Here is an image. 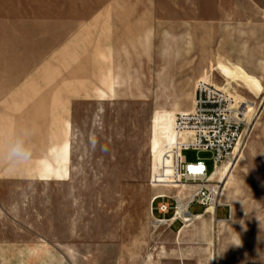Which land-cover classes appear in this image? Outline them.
<instances>
[{"label":"rangeland","instance_id":"rangeland-1","mask_svg":"<svg viewBox=\"0 0 264 264\" xmlns=\"http://www.w3.org/2000/svg\"><path fill=\"white\" fill-rule=\"evenodd\" d=\"M76 6H36L50 26L36 25L35 38L92 39L84 43V99L45 169L0 186V264H264V0ZM234 64L260 80L259 94L233 76ZM202 78L247 103L252 127L224 190L231 217L221 219L226 207L217 216L194 203L191 212L205 216L169 227L155 221L152 198L172 191L153 188L151 172L175 143V115L192 108ZM184 155L214 169L209 151Z\"/></svg>","mask_w":264,"mask_h":264},{"label":"crops","instance_id":"crops-1","mask_svg":"<svg viewBox=\"0 0 264 264\" xmlns=\"http://www.w3.org/2000/svg\"><path fill=\"white\" fill-rule=\"evenodd\" d=\"M44 1L0 0V186L33 180L45 169L53 159L51 148L59 150L68 138L73 108L84 99V43L92 39L35 38L36 25L50 26L49 14L36 15V6ZM76 3L70 10L81 9ZM76 22L74 15L70 25ZM233 35L241 32L234 30ZM18 137L26 140L32 156L26 164L10 166L5 153ZM226 209L221 219L229 216Z\"/></svg>","mask_w":264,"mask_h":264},{"label":"built area","instance_id":"built-area-1","mask_svg":"<svg viewBox=\"0 0 264 264\" xmlns=\"http://www.w3.org/2000/svg\"><path fill=\"white\" fill-rule=\"evenodd\" d=\"M250 111L247 103L237 101L225 87L207 78L197 81L192 108L175 115V143L164 151L151 172L153 188L172 191H160L152 198L157 223L185 225L199 217L190 210L194 203L202 206V213L212 209L216 214L218 208L226 207L231 217V205L223 202L225 189L212 177L226 162L235 159L252 127ZM188 148L211 152L214 169L209 173L207 164L200 159L189 162L184 155ZM155 210L162 217L155 216Z\"/></svg>","mask_w":264,"mask_h":264},{"label":"bare ground","instance_id":"bare-ground-1","mask_svg":"<svg viewBox=\"0 0 264 264\" xmlns=\"http://www.w3.org/2000/svg\"><path fill=\"white\" fill-rule=\"evenodd\" d=\"M234 75L238 76L240 79H242L245 84H247L253 91H255L257 94H259L262 90V84L260 83V80L253 77L251 74L246 72L243 68L239 67L238 65L234 64ZM237 80V79H236ZM235 163L226 162L222 167H220L212 177V180H216L221 183V185L226 188V185L229 182V179L232 175V168ZM214 213L212 209H209L206 213L211 214Z\"/></svg>","mask_w":264,"mask_h":264},{"label":"clouds","instance_id":"clouds-1","mask_svg":"<svg viewBox=\"0 0 264 264\" xmlns=\"http://www.w3.org/2000/svg\"><path fill=\"white\" fill-rule=\"evenodd\" d=\"M32 151L30 146L26 143L23 138H14L9 143L5 153V158L10 166H19L26 164L30 161Z\"/></svg>","mask_w":264,"mask_h":264}]
</instances>
